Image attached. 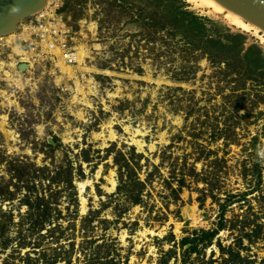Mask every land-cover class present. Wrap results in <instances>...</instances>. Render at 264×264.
Returning a JSON list of instances; mask_svg holds the SVG:
<instances>
[{
  "label": "rangeland",
  "instance_id": "obj_1",
  "mask_svg": "<svg viewBox=\"0 0 264 264\" xmlns=\"http://www.w3.org/2000/svg\"><path fill=\"white\" fill-rule=\"evenodd\" d=\"M60 3L84 94L0 41V264H264L259 36L184 0Z\"/></svg>",
  "mask_w": 264,
  "mask_h": 264
},
{
  "label": "bare ground",
  "instance_id": "obj_2",
  "mask_svg": "<svg viewBox=\"0 0 264 264\" xmlns=\"http://www.w3.org/2000/svg\"><path fill=\"white\" fill-rule=\"evenodd\" d=\"M186 1L189 5H191L192 8L199 10L200 12H202L203 14H212L215 16H221L223 19H225L229 24L240 28L241 30L244 31H248V32H252L255 35L259 36V38L261 39V41L264 43V31L261 30L258 26H256L255 24L245 20L241 15L226 9L224 6H222L220 3H218L216 0H184ZM59 0H46L44 7L38 11L37 13L19 20V22L17 23V27L15 30L11 31L8 34L5 35H0V41H4L7 40L8 44L11 45L13 51L18 52L21 55H24L20 61H25L27 62L29 60V56L27 55L28 52L27 51H21L20 48V43L17 44V38L20 37L22 38H27L30 39L29 36H33L34 33H36L38 31V29H33V26L28 23V19L31 17L35 16L36 20H39V22H41L40 18L42 15L44 14H48V16L50 17H55V13H54V7L58 4ZM56 9V8H55ZM211 15V16H212ZM58 18H56L58 20V23L54 26L51 25V22H49L50 26L48 25V27H44L41 31V37L45 38V35H47L46 37H50L52 31H55L57 29V27L59 26V24H63L62 20L59 19V16H57ZM50 42L47 41V39H44L42 42L40 41V43L36 42L33 43L34 44V48L35 50H40V53H46L49 50L51 51L50 48ZM75 49L77 51V57H76V65H71L69 64L63 54H59L61 52V50H59L57 47H53L52 51L55 50V52L57 53V60H55L56 63V67L59 69V72H61L64 75H67L68 77L71 78H76L75 77V73L73 71L74 68L83 71H89L90 67H87L86 65V58L88 57V50H87V46L86 44H77L75 46ZM59 52V53H58ZM45 55V54H44ZM41 56V54H40ZM3 62H0V70L3 69ZM16 65V62H12L10 63V66L14 68V66ZM6 74H8V71H5ZM90 83V82H89ZM75 85H76V91H79L81 94H84L83 88L80 86V84H78L77 79H75ZM91 85V84H90ZM76 97V95L74 96V98ZM112 182V187L114 186V181ZM84 184H82L83 186ZM84 204V201H83ZM83 210V209H82ZM150 232H152L150 230Z\"/></svg>",
  "mask_w": 264,
  "mask_h": 264
},
{
  "label": "water",
  "instance_id": "obj_3",
  "mask_svg": "<svg viewBox=\"0 0 264 264\" xmlns=\"http://www.w3.org/2000/svg\"><path fill=\"white\" fill-rule=\"evenodd\" d=\"M216 1L264 31V0ZM45 2L46 0H0V35L15 30L19 20L40 11Z\"/></svg>",
  "mask_w": 264,
  "mask_h": 264
},
{
  "label": "built area",
  "instance_id": "obj_4",
  "mask_svg": "<svg viewBox=\"0 0 264 264\" xmlns=\"http://www.w3.org/2000/svg\"><path fill=\"white\" fill-rule=\"evenodd\" d=\"M61 3L56 7L55 9V16L56 14H60L58 13L59 8L61 7ZM41 22H39V20L35 19L34 17H31L29 19V21L32 22V26L33 29H38V31L36 33L33 34V38L35 39V42H42L44 39H47L48 42H50V48L51 51L49 50V53L44 55L45 53H41V56L38 58L33 59L32 61L35 63H41V62H46V63H50L53 64L55 62V60H57V53L55 52V50L52 51L53 47H57L59 50H61V52L59 54H63L65 60L69 63V64H74L76 63V57H77V51L75 49V46L72 45L73 42V38L71 37L70 33V29L68 28V24L66 23V20L64 21L63 24H59V26L57 27V29L55 31H52L50 37H46L47 35H45V38L41 37V31L44 27H48V25L50 26L49 22H51V25L54 26L58 23V20L56 18H58L56 16V18L54 17H50L48 16V14H44L41 17H39ZM59 19H61V17H59ZM63 21V19H61ZM32 38V39H33ZM31 42H28L26 45L28 47H33V45H31ZM25 45V46H26ZM51 52V53H50ZM30 62V61H29ZM27 62V63H29Z\"/></svg>",
  "mask_w": 264,
  "mask_h": 264
},
{
  "label": "trees",
  "instance_id": "obj_5",
  "mask_svg": "<svg viewBox=\"0 0 264 264\" xmlns=\"http://www.w3.org/2000/svg\"><path fill=\"white\" fill-rule=\"evenodd\" d=\"M218 228H220V226Z\"/></svg>",
  "mask_w": 264,
  "mask_h": 264
}]
</instances>
